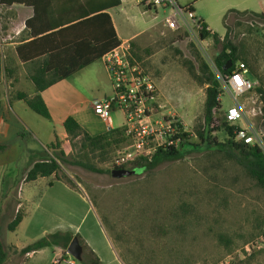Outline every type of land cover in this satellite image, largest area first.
<instances>
[{
    "label": "rangeland",
    "instance_id": "1",
    "mask_svg": "<svg viewBox=\"0 0 264 264\" xmlns=\"http://www.w3.org/2000/svg\"><path fill=\"white\" fill-rule=\"evenodd\" d=\"M213 2L201 0L199 12L212 17V29L224 30V17L212 16V9L216 12ZM171 14V8L159 5L151 10H133L123 20L129 32H141L140 38L131 42V54L159 87V113L155 119H176L182 122L185 132L193 133L203 124L206 86L197 84L184 65L198 66L196 56L203 58L222 82L218 119L228 118V110L235 103L214 63L218 47L209 39L201 41L193 28L182 23L176 31L165 26ZM2 17L0 13L1 36L6 26ZM255 37L261 39L256 34H241L238 38L256 54ZM258 72L263 82L249 72L255 88L239 98L249 117L232 126L243 123L264 131V52L259 55ZM28 81L32 82L30 76ZM254 110L259 114L256 117ZM123 116L118 112L110 118L116 126L125 119ZM213 136L222 143L227 139L222 131ZM190 141L198 143L199 139L192 135ZM76 142H69L64 149L61 145L68 160L64 174L100 218L123 263L138 259L139 264H264V245L256 244L264 234V188L224 154L189 150L182 159L163 160L152 170L127 166L137 169L138 174L119 179L112 175L114 163L130 146V139L129 143L108 148L107 162H101V153L89 155ZM261 148L264 150V138ZM16 191L15 186L9 197L11 203L17 200ZM73 204L78 211L86 210L78 201ZM13 209L6 210L7 221ZM58 214L60 223L73 216L64 208ZM24 260L11 253L8 264H22ZM76 264L82 263L76 260Z\"/></svg>",
    "mask_w": 264,
    "mask_h": 264
},
{
    "label": "crops",
    "instance_id": "2",
    "mask_svg": "<svg viewBox=\"0 0 264 264\" xmlns=\"http://www.w3.org/2000/svg\"><path fill=\"white\" fill-rule=\"evenodd\" d=\"M174 1L180 7L192 5L196 16L207 24L209 31L217 32L221 37L225 36L226 29H212V17H205L199 12L201 0ZM213 1L216 12L212 9V16L222 18L232 9L242 12H256L259 9L264 11V0ZM59 5V0H43L38 6L40 16L35 26L41 29L57 21L63 22L61 25L67 24L64 19L70 14H65ZM143 7H145L143 0H121L119 7L108 11L121 44L140 38L141 32H129L123 19L129 12ZM0 13L3 15L1 20L6 25L4 27L6 34L3 32L4 34L0 35L3 55L0 210L5 209L3 204L5 195L11 196V190L16 186L21 204L15 210H11L10 217H13L19 209H22L25 214L15 232H3V242L7 246L22 249L46 235L70 232L99 257L101 264H124L101 224L100 218L89 206L80 190L63 181L54 180L53 177L38 178L30 183L20 181L23 173L30 169L34 162L46 158V153L51 154L48 146L56 141L61 143L63 149L68 145L69 136L64 127L67 119L73 118L91 137L125 127V120L115 126L112 118L107 124L95 113V104L109 98L113 93L104 59L103 57L97 59L71 77L44 90L42 98L51 116L50 120L44 119L19 98L21 94L27 96L35 94V86L28 81V78L34 73L35 68L47 67L48 56L46 55L25 63L17 54L18 47L33 40L27 22L35 18V9L25 4L0 3ZM262 34L264 35V30ZM209 40L213 42L212 39L209 38ZM238 125L240 128L246 127L243 123ZM50 182H53V185H50ZM74 201H78L86 210L78 211L73 204ZM62 208L73 216L72 219L60 223L58 213ZM69 257L62 248L48 247L27 255L22 264H68Z\"/></svg>",
    "mask_w": 264,
    "mask_h": 264
},
{
    "label": "trees",
    "instance_id": "3",
    "mask_svg": "<svg viewBox=\"0 0 264 264\" xmlns=\"http://www.w3.org/2000/svg\"><path fill=\"white\" fill-rule=\"evenodd\" d=\"M43 0H0L2 4H25L33 6L35 9V18L27 22V27L31 29L33 40L17 48V54L21 61L28 63L46 55L48 61L46 68H35L34 73L30 75L35 86V94L27 96L19 95L29 108L43 117L50 120L49 110L42 98V92L52 85L71 77L74 73L90 65L97 59L110 53L121 45V41L115 31L113 22L108 11L112 8L119 7L121 0H59L60 8L69 17L64 19L67 24L57 21L53 25H47L38 29V17L40 16L39 7ZM144 5V2H143ZM145 6V5H144ZM149 10L152 7H147ZM182 9L193 10L192 5L181 7ZM234 18L232 26L229 21ZM224 25L226 34L221 37L218 33L211 32L207 24L203 22V30L199 33L201 41L212 39L218 53L214 63L220 72L223 80L234 71L238 62L248 65L250 74L256 79L263 82V77L258 72L259 55L264 52V11L259 9L256 12L238 11L232 9L224 16ZM240 31V32H239ZM259 35L261 39L254 38V44H257V53L252 52L251 46L239 40L241 34ZM199 65L194 63L185 64L189 75L201 86H206L204 117L203 124L197 126L193 133L184 132L185 142L180 148L159 150L151 161L142 159L135 162L133 168L142 170H152L163 160H179L185 156L186 151H216L222 153L225 157L242 167L248 175L264 188V150L259 145H248L236 140V133L241 128L232 126L228 118L219 120L217 115L222 110L221 94L222 82L217 73L211 66L199 55L196 56ZM232 61V66L228 70L224 67ZM251 62V63H249ZM3 70V55L1 53L0 40V114L1 104V74ZM263 93L262 89H258ZM264 112V108H263ZM176 120V119H175ZM177 122H180L176 120ZM182 123V122H180ZM65 130L69 136V141L76 142L82 148L88 150V154L101 153V162H107L105 154L108 148L113 145L129 143L126 135V128L111 130L109 133L97 137H91L73 118L67 119L64 124ZM222 131L227 135L224 143L219 142L214 133ZM192 135L197 136L198 143H192ZM51 154L46 153V158L34 162L30 169L23 173L20 181L26 183L33 182L38 178H54V180L63 181L67 185L77 188L75 183L64 174V167L67 165V154L61 148V143L56 141L48 146ZM88 169L98 172L96 168L81 164ZM118 168L115 166L114 169ZM119 168H128L119 167ZM118 168V169H119ZM53 185V182H50ZM16 191L15 202H10V196L5 195L3 204L5 209L0 210V264H8L10 254H18L26 258L27 255L48 247L62 248L67 254V249L74 236L70 232H57L46 235L39 240L27 245L22 249L13 246H7L3 242V232H15L24 219V212L19 209L9 221L6 210L13 207L14 210L21 204ZM14 205V206H11ZM7 208V209H6ZM5 223V225H4ZM84 248L82 264H101L99 257L83 242H80ZM125 264H139V260L126 261Z\"/></svg>",
    "mask_w": 264,
    "mask_h": 264
},
{
    "label": "built area",
    "instance_id": "4",
    "mask_svg": "<svg viewBox=\"0 0 264 264\" xmlns=\"http://www.w3.org/2000/svg\"><path fill=\"white\" fill-rule=\"evenodd\" d=\"M145 7L159 5L169 7L172 14L166 18L165 26L177 30L181 23L191 27L198 34L203 30V22L194 11L182 9L174 0H143ZM108 69L113 93L112 96L95 104V113L107 124L111 114L121 112L125 117L126 135L131 144L116 160V167L133 165L142 159L151 161L159 150L178 149L186 138L173 118L161 116L155 119L158 112L159 87L156 80L145 70L131 54V42L121 44L118 48L103 56ZM249 70L244 63L238 62L232 74L223 80L229 88L235 106L228 110L231 125L245 121L248 116L239 98L255 88V82L248 77ZM262 114V111H260ZM254 110V117L258 116ZM264 138L263 130L246 126L236 133V140L248 145H259ZM264 245V234L256 244ZM70 256V255H69ZM71 257V256H70ZM68 264H76L71 257Z\"/></svg>",
    "mask_w": 264,
    "mask_h": 264
},
{
    "label": "water",
    "instance_id": "5",
    "mask_svg": "<svg viewBox=\"0 0 264 264\" xmlns=\"http://www.w3.org/2000/svg\"><path fill=\"white\" fill-rule=\"evenodd\" d=\"M232 66V61L229 62L227 66L224 67V70H228ZM178 128L181 129V131H184L183 124L178 122L177 124ZM112 175L115 178H126L131 177L134 175H137V169H127V168H115L112 171ZM67 254H69L71 257H73L78 262L82 263L83 261V255H84V248L80 243V240L78 237H74L72 242L70 243Z\"/></svg>",
    "mask_w": 264,
    "mask_h": 264
},
{
    "label": "flooded vegetation",
    "instance_id": "6",
    "mask_svg": "<svg viewBox=\"0 0 264 264\" xmlns=\"http://www.w3.org/2000/svg\"><path fill=\"white\" fill-rule=\"evenodd\" d=\"M137 172H138V170H137ZM138 174V173H137Z\"/></svg>",
    "mask_w": 264,
    "mask_h": 264
}]
</instances>
